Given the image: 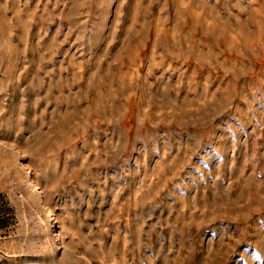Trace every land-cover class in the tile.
Returning <instances> with one entry per match:
<instances>
[{
	"label": "rangeland",
	"instance_id": "obj_1",
	"mask_svg": "<svg viewBox=\"0 0 264 264\" xmlns=\"http://www.w3.org/2000/svg\"><path fill=\"white\" fill-rule=\"evenodd\" d=\"M193 1L0 0V264H264V0Z\"/></svg>",
	"mask_w": 264,
	"mask_h": 264
},
{
	"label": "bare ground",
	"instance_id": "obj_2",
	"mask_svg": "<svg viewBox=\"0 0 264 264\" xmlns=\"http://www.w3.org/2000/svg\"><path fill=\"white\" fill-rule=\"evenodd\" d=\"M183 1V0H182ZM188 1V0H187ZM139 2V1H138ZM199 2H201V0H194L192 3H190L189 4V6H187V8H185L183 11H181L182 13L184 12L185 14H186V18L188 19V20H186L187 21V23L186 24H188V26H190V27H196V25L198 26L199 25V29H201L202 30V34L205 36V37H207V36H210V35H212L213 37V39H219L220 37H222L223 38V34L226 32V35H227V32H231V30L233 29L232 27V25L231 24H228L227 22V20L225 19L224 21H227V22H224L218 15L216 16V18H215V20H214V23H213V26H211V28L209 27H207L206 26V24L207 23H205V20H203L202 18H198L196 15H195V12H194V9H196V7L198 6V4H199ZM261 2V1H260ZM201 5H204V12H205V14H208V15H210L209 13L211 12V10H210V12L208 11L209 9H211V7L210 6H208L207 4H205V3H203V2H201ZM202 7V6H201ZM177 8V7H176ZM239 8V7H238ZM241 9V8H240ZM177 10V9H176ZM243 10H246V9H243ZM242 11V10H241ZM177 12V11H176ZM207 12H209V13H207ZM245 12V11H244ZM252 12V11H251ZM257 12V11H256ZM255 12V14H252L253 15V17L250 19V21L249 22H243V21H239V19L237 18L238 17V14H237V16H236V18L238 19H236L237 20V22H235V24H236V29H239L240 30V37L239 38H236V37H234V39L232 38H227L228 37V35L226 36V40H225V46L227 45V47H229L230 49L232 48H235V46L237 45V44H239L238 42L239 41H237V39H239L240 41H241V43H242V45H244L245 47H248L249 48V46H251L252 47V44L251 45H249V42H250V40L251 39H255V40H257V42L259 41V40H263L264 39V18L262 17V13H261V11L260 10H258V13H256ZM212 13V12H211ZM253 13H254V11H253ZM183 15V14H182ZM200 15V14H199ZM196 16V17H195ZM215 16V15H214ZM201 17V16H200ZM206 18V17H205ZM231 18V17H230ZM249 20V19H248ZM195 22V23H194ZM194 24H196V25H194ZM230 25V26H229ZM223 26H224V29H223ZM232 26V27H231ZM194 27V28H195ZM226 27V28H225ZM256 30H258V32H257V34H258V36H253V34L254 33H252V31L251 30H254V29ZM200 30V31H201ZM263 30V31H262ZM232 31H234V30H232ZM254 32V31H253ZM211 33V34H210ZM210 34V35H209ZM229 34V33H228ZM256 34V35H257ZM230 35V34H229ZM252 35V36H251ZM137 37V36H136ZM211 37V36H210ZM230 37V36H229ZM225 38V37H224ZM253 41V40H252ZM257 42H255V43H257ZM258 43H260V42H258ZM129 46V45H128ZM243 46V47H244ZM255 46V45H254ZM253 48V47H252ZM247 49V48H246ZM245 50V49H244ZM254 52V51H253ZM228 53V52H227ZM140 80V79H139ZM234 83V82H233ZM124 86V85H123ZM140 89V88H139ZM121 90H122V88H121ZM122 92V91H121ZM125 93V92H124ZM142 103V102H141ZM145 105V104H144ZM103 113V109H99V112H98V114H102ZM60 133H62V132H60ZM44 138H45V136H44ZM43 142L45 143V144H48V143H50L49 142V139H44L43 140ZM42 142V143H43ZM37 191V190H36ZM35 191V192H36ZM39 196V195H38ZM37 196V197H38ZM39 198V197H38ZM40 200V199H39ZM44 200V199H43ZM40 203H41V200H40ZM42 204V203H41ZM44 204V203H43ZM43 204H42V206H43ZM47 210V209H46ZM46 213V212H45ZM47 214H50L49 212L47 213ZM51 215V214H50ZM52 216V215H51ZM50 217V216H49ZM49 221V220H48ZM51 221H53L52 220V218H51ZM54 224V223H53ZM53 226V225H52ZM55 228V227H54ZM56 237H57V235H56Z\"/></svg>",
	"mask_w": 264,
	"mask_h": 264
}]
</instances>
